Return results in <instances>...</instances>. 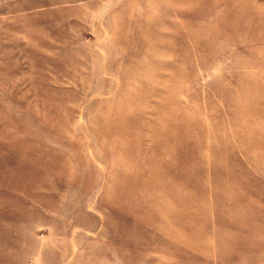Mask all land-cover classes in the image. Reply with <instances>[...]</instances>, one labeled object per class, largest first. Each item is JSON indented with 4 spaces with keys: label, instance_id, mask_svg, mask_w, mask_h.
I'll list each match as a JSON object with an SVG mask.
<instances>
[{
    "label": "rangeland",
    "instance_id": "374dc122",
    "mask_svg": "<svg viewBox=\"0 0 264 264\" xmlns=\"http://www.w3.org/2000/svg\"><path fill=\"white\" fill-rule=\"evenodd\" d=\"M0 264H264V0H0Z\"/></svg>",
    "mask_w": 264,
    "mask_h": 264
},
{
    "label": "bare ground",
    "instance_id": "6f19581e",
    "mask_svg": "<svg viewBox=\"0 0 264 264\" xmlns=\"http://www.w3.org/2000/svg\"><path fill=\"white\" fill-rule=\"evenodd\" d=\"M8 206V205H7ZM4 207V206H3ZM4 226V225H3ZM6 226V225H5ZM16 258H17V256H16ZM16 258H14V260H16ZM23 258H24V256H23ZM26 260H27V258H26Z\"/></svg>",
    "mask_w": 264,
    "mask_h": 264
}]
</instances>
